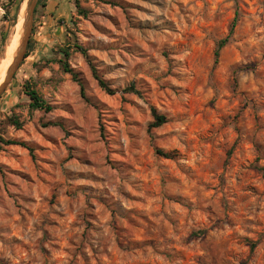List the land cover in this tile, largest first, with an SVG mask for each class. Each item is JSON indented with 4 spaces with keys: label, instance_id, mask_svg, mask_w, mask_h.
Returning a JSON list of instances; mask_svg holds the SVG:
<instances>
[{
    "label": "rangeland",
    "instance_id": "374dc122",
    "mask_svg": "<svg viewBox=\"0 0 264 264\" xmlns=\"http://www.w3.org/2000/svg\"><path fill=\"white\" fill-rule=\"evenodd\" d=\"M106 1L38 0L30 55L0 99V136L33 149L0 143V264H264V220L209 242L264 198V0ZM19 13L0 0V61ZM68 47L91 104L58 62ZM27 82L52 112L31 111ZM152 107L168 118L159 128Z\"/></svg>",
    "mask_w": 264,
    "mask_h": 264
},
{
    "label": "trees",
    "instance_id": "16d2710c",
    "mask_svg": "<svg viewBox=\"0 0 264 264\" xmlns=\"http://www.w3.org/2000/svg\"><path fill=\"white\" fill-rule=\"evenodd\" d=\"M100 2H104L106 3V0H98ZM10 2L12 4H16L18 9L20 10V6L22 3V0H10ZM76 9L79 13V15L87 17L88 16V11L85 10L84 8H82V6L80 5V3L78 1H76ZM37 13V9L35 10V14ZM238 14L235 17V20L233 21L231 28L229 30L228 35L221 39L218 44H217V49L215 52V57H216V63H218L219 58H220V54L221 51L231 42L232 37L234 35L236 26L238 24ZM4 39V38H3ZM4 41V40H3ZM32 39L30 40V44L28 46V51L26 54V58L30 55V50L32 48ZM76 49H79L82 54L86 57V59L89 61L90 63V67L93 73L94 78L97 80L99 87L105 91L107 94L109 95H115L117 93V91L113 88H111L108 84V82L99 74L97 67L92 63V61L90 60L87 51L78 46L75 45L74 46ZM72 48L68 47V48H62L60 50V53L62 55V58L58 60V62L60 63L61 69L63 70L64 73L70 75L72 77V80L74 82H76L79 86H80V91H81V97L89 104H91L90 99L88 98L87 94H86V87H85V83L84 80L81 76V74L75 70L71 64L69 63V59L72 55ZM24 87V91L25 94L28 96L29 98V107L31 109V111H36V110H44L46 112H52L54 110V107L48 102L46 101L41 95L40 93L32 86L30 85L28 82L23 86ZM125 93H134L136 95L141 96L142 92L137 89L135 84H132L131 86L127 87L124 89ZM152 115H153V119L154 121L151 124V128H159L161 126H163L164 124H166L168 122V118L167 116H165L164 114H161L157 108L152 107ZM10 123L14 126H16L17 128L21 129L23 127V122L17 118V117H13L10 119ZM45 126H62V124L60 123H54V122H49L48 124H46ZM0 143H3L6 146H11V145H17V146H22L25 148H28L31 152H33V149L30 148L28 146V144L26 142H21V141H17V140H5L4 138H2L0 136ZM157 154L166 158V159H174L175 157L178 156V152L174 151V152H166L162 149H158L157 150ZM1 169V167H0ZM262 171H264V169H262ZM252 249H254L256 247V244H252Z\"/></svg>",
    "mask_w": 264,
    "mask_h": 264
},
{
    "label": "clouds",
    "instance_id": "9594fccd",
    "mask_svg": "<svg viewBox=\"0 0 264 264\" xmlns=\"http://www.w3.org/2000/svg\"><path fill=\"white\" fill-rule=\"evenodd\" d=\"M255 22V21H254ZM258 31L264 32V28H259ZM148 39L151 40L152 39V35L149 34ZM261 39H264V36L261 37ZM147 47V45H145ZM111 63V61H109ZM161 83H163V81H161ZM131 118H135V117H131ZM173 127H177V128H182L183 125H174ZM157 132H164V131H169V129L165 128V129H157ZM127 143V141H126ZM82 203V202H81ZM201 203H205V201L203 199H201ZM206 203L208 204H213L214 201L212 200H207ZM257 209H259V211H257ZM67 210V206L65 205V208L61 209V211H66ZM219 210V209H218ZM81 211V207L77 206L75 208V212L79 213ZM232 215V219L235 221V227L229 228L227 226V223L224 224V231L223 233H220L219 230L211 232V235L209 236V242L215 246L218 244L223 243L225 240H227V238L229 237L230 233H237V234H247L244 232L245 229H250L253 227L252 224L248 223L247 221L249 220V218H253V219H261L264 220V198H261L259 200V202H257L255 199L251 200L248 202L247 205H240L238 204L234 210V212L231 214ZM69 216H72V213L69 214ZM194 219L197 221H202L205 219V217L199 213V212H195L193 213ZM161 220L163 219V217L160 218ZM62 224H66L68 223V221H61ZM157 223H160V220H157ZM166 223V222H165ZM211 223H214V221L208 222V223H204V224H198V227H206L209 228L211 227ZM189 224H191V221H189ZM169 228V234L170 235H174L173 233H171V225H168ZM55 231V230H54ZM65 232H68L69 234H71L69 232V229L65 228ZM217 237H222L223 239H215ZM176 239H179V237H176ZM5 253L8 255H11L12 253L8 251V249H5ZM16 257H14L15 259ZM20 258H23L22 256ZM28 260H31L32 257H27ZM34 264H38V262H34Z\"/></svg>",
    "mask_w": 264,
    "mask_h": 264
},
{
    "label": "water",
    "instance_id": "95a60500",
    "mask_svg": "<svg viewBox=\"0 0 264 264\" xmlns=\"http://www.w3.org/2000/svg\"><path fill=\"white\" fill-rule=\"evenodd\" d=\"M24 3H26V7L25 11H22V6ZM37 4L38 0H22L19 16H23V26L21 29V35L18 42V46L12 55V63L6 72L4 82L0 86V99L11 84L22 62L24 61V59H26L28 46L30 44V37L33 30L34 14Z\"/></svg>",
    "mask_w": 264,
    "mask_h": 264
},
{
    "label": "bare ground",
    "instance_id": "6f19581e",
    "mask_svg": "<svg viewBox=\"0 0 264 264\" xmlns=\"http://www.w3.org/2000/svg\"><path fill=\"white\" fill-rule=\"evenodd\" d=\"M25 7H26V3L23 4L22 11H25ZM17 24L19 25V33L17 35V38L13 37L14 39L11 41V43H9L6 46L5 55L2 58V60L0 61V86L4 82L5 77H6V72L12 63L13 52L15 51V49L18 46V42H19L20 35H21V29L23 26V16H21V15L19 16Z\"/></svg>",
    "mask_w": 264,
    "mask_h": 264
}]
</instances>
